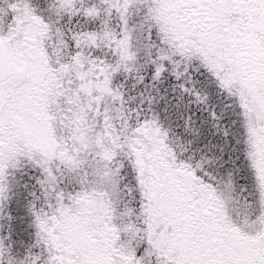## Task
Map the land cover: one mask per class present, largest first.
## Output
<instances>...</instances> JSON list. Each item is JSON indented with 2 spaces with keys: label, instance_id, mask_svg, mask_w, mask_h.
<instances>
[{
  "label": "snow or ice",
  "instance_id": "6c2138e0",
  "mask_svg": "<svg viewBox=\"0 0 264 264\" xmlns=\"http://www.w3.org/2000/svg\"><path fill=\"white\" fill-rule=\"evenodd\" d=\"M0 264H264V0H0Z\"/></svg>",
  "mask_w": 264,
  "mask_h": 264
}]
</instances>
